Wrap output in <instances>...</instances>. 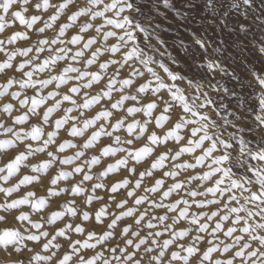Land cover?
<instances>
[{"label":"snow or ice","instance_id":"obj_1","mask_svg":"<svg viewBox=\"0 0 264 264\" xmlns=\"http://www.w3.org/2000/svg\"><path fill=\"white\" fill-rule=\"evenodd\" d=\"M0 56V223L73 197L0 264H264V0H0Z\"/></svg>","mask_w":264,"mask_h":264},{"label":"rangeland","instance_id":"obj_2","mask_svg":"<svg viewBox=\"0 0 264 264\" xmlns=\"http://www.w3.org/2000/svg\"><path fill=\"white\" fill-rule=\"evenodd\" d=\"M13 28L15 30H21V29L24 30L23 26L19 25L18 22H17L16 25L13 26ZM12 30L13 29L7 30V32L5 34L10 33ZM26 45H27V42H25V41H18L17 42V46H26ZM0 59H2V56H0ZM181 86H183V85H181ZM53 115L56 116L55 113ZM61 134L63 135V130H61ZM0 138H2V137H0ZM33 143L35 144V142H33ZM65 152L67 154H72V150L66 149ZM3 159H6V157L5 158H0V163L3 162ZM32 162H36V161H32ZM107 162H112V161H107ZM143 166L144 165L141 164L138 167H143ZM63 167H64L65 170H71L70 169V166L65 165ZM97 167H99V166H97ZM57 170H58V168L54 167V170H52L50 174L51 175H54L55 174V171H57ZM29 171H30V169L25 168V169L22 170L21 175L27 174ZM121 178H122V175L121 174H110V176L107 178V182L110 184L113 181H116V180L121 179ZM16 179L17 178L14 177L13 178V182H15ZM71 179L72 178H70L68 181H61L60 184H59V186L60 187H66L68 184L75 183V181H73V179L72 180ZM47 186H48V184H47V177H45L43 179V183L42 184H33V185H25V186H22V188H21V190L19 192L12 194V198L18 199V198H20L21 196H23L28 191L35 192L37 196L46 195V187ZM97 194L98 195H101V196L106 195L105 192H104V190H99L97 192ZM3 199H4L3 194H0V201H2ZM71 199H73V197H71L69 195H64V194H62L59 198H50V201L51 202H50L49 207L46 208V209H44L43 211H41L39 214L36 211H34L33 209H31V207L29 205H21V207L19 209H14V210H12L11 213L8 214L9 215V224L8 225H6L4 223H0V229H3L4 227H7V226L11 225L13 227H18L21 230V233L23 235H27V232L25 230L28 229V228H30V225L28 224V221H19V220L13 221L12 220V216L13 215L19 216V214L21 212H27L29 214L30 219L32 221H40V222H43V216H44V213L45 212H50V211L57 210L58 205L63 204L65 201L71 200ZM75 200H76L77 205H79L81 208H84V207L94 208V207H96V204L98 203V202H94L93 205H85L83 203V198L82 197H75ZM0 214H4V213L2 211H0ZM65 222L77 223V222H79V218H66V220L57 221V224L62 226ZM85 225H86V227L90 226L89 222H85ZM45 227L48 228L50 231L53 228V226H51V225H46ZM31 230L33 232H36L37 231L36 229H31ZM74 238H81V237H79L78 235H75L74 234ZM56 242L63 244L64 238H58ZM22 243L23 244H26L27 247H28V249H34L35 242H31V241L25 240ZM41 252H42V249H41ZM30 255H32V253H30L27 250H25L22 253V256L25 259V261H27V259H28V257ZM0 256H2V253H0ZM9 259H12V258H9ZM33 264H38V262L33 261Z\"/></svg>","mask_w":264,"mask_h":264},{"label":"bare ground","instance_id":"obj_3","mask_svg":"<svg viewBox=\"0 0 264 264\" xmlns=\"http://www.w3.org/2000/svg\"><path fill=\"white\" fill-rule=\"evenodd\" d=\"M21 30H22V29H21ZM71 178H72L73 181H75V182L78 181V180L80 179L79 175H76V176L71 177ZM72 179H71V180H72Z\"/></svg>","mask_w":264,"mask_h":264}]
</instances>
